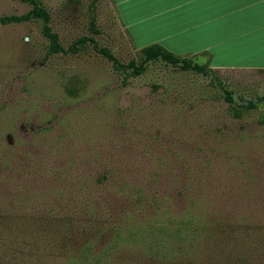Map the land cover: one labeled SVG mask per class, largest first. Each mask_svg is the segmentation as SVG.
Here are the masks:
<instances>
[{"label": "rangeland", "instance_id": "374dc122", "mask_svg": "<svg viewBox=\"0 0 264 264\" xmlns=\"http://www.w3.org/2000/svg\"><path fill=\"white\" fill-rule=\"evenodd\" d=\"M126 1L39 0L55 53L41 19L0 23V264L226 263L217 230L247 242L264 221V68L197 51L178 55L213 77L160 60L134 75L97 50L137 62L161 38ZM31 7L0 0V17Z\"/></svg>", "mask_w": 264, "mask_h": 264}, {"label": "crops", "instance_id": "0c3cea01", "mask_svg": "<svg viewBox=\"0 0 264 264\" xmlns=\"http://www.w3.org/2000/svg\"><path fill=\"white\" fill-rule=\"evenodd\" d=\"M124 14L128 22L156 17L143 30L160 39L173 26L167 38L176 41V54L206 51L238 67L264 68V0H127ZM160 39L148 44L167 48Z\"/></svg>", "mask_w": 264, "mask_h": 264}, {"label": "trees", "instance_id": "16d2710c", "mask_svg": "<svg viewBox=\"0 0 264 264\" xmlns=\"http://www.w3.org/2000/svg\"><path fill=\"white\" fill-rule=\"evenodd\" d=\"M22 1L29 2L32 5L30 10L20 16H1L0 23L4 24L12 21L18 22L27 20L30 17L39 18L42 21V34L49 40L48 51L50 53L60 51L62 48L58 43V36L55 32L51 31L49 26L50 16L48 11L40 4L39 0ZM93 30L96 31L95 29ZM86 39L93 41V39L90 37H82L78 39V42H82ZM97 50L102 53L109 61H111L112 64H115L118 67H126L134 75L140 74L145 69V64L148 61L160 60L173 67L179 68L180 70H193L198 73L208 75L209 77H213L206 65L197 63L190 57L175 54L162 45L156 43L141 47V57L139 61L136 62L134 59H131L125 64L120 63L107 48L100 47L97 48ZM217 83L220 89L224 92V99L228 103H233L230 90L224 88L219 81H217ZM260 99L264 100V96ZM240 106L250 108L253 107V102L252 100H248L247 104H243L242 102ZM262 121L264 122V117L262 118ZM5 220L6 219H3L0 216V231L2 230V227H4V223H6ZM239 228L241 227L229 226L227 230L224 228L217 230V232L221 233L218 239L225 246L223 249L226 248V253L230 252L232 255L228 258L226 263L220 262L219 264H248V262L249 264H264V221L259 220L256 226L255 224H253V226L249 224L242 229L245 234L252 233L254 235V238L246 240L247 242H241L237 239V234L240 232H238ZM249 229L251 231H248ZM246 248L248 249L246 250ZM234 249H237L238 252H235ZM243 251H245V255L241 254Z\"/></svg>", "mask_w": 264, "mask_h": 264}, {"label": "water", "instance_id": "95a60500", "mask_svg": "<svg viewBox=\"0 0 264 264\" xmlns=\"http://www.w3.org/2000/svg\"><path fill=\"white\" fill-rule=\"evenodd\" d=\"M253 102H255V99L252 100ZM248 101H243V104H247Z\"/></svg>", "mask_w": 264, "mask_h": 264}]
</instances>
